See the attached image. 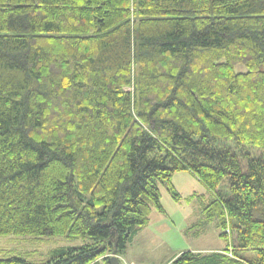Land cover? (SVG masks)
<instances>
[{"label": "trees", "instance_id": "1", "mask_svg": "<svg viewBox=\"0 0 264 264\" xmlns=\"http://www.w3.org/2000/svg\"><path fill=\"white\" fill-rule=\"evenodd\" d=\"M185 170L227 246L168 264H264V0H0V236L80 240L0 264H109Z\"/></svg>", "mask_w": 264, "mask_h": 264}, {"label": "rangeland", "instance_id": "2", "mask_svg": "<svg viewBox=\"0 0 264 264\" xmlns=\"http://www.w3.org/2000/svg\"><path fill=\"white\" fill-rule=\"evenodd\" d=\"M236 69L245 68L237 65ZM171 183L179 198L174 199L165 186L159 185V201L164 212L152 209L156 213L149 215L150 223L143 226L127 245L124 254L126 261L134 260L138 264H165L179 252H209L217 247L223 249L227 246L219 236L220 230L216 228L215 222L209 221L207 215L203 214L202 208L211 200V196L205 193L201 196L204 186L200 181L185 170L173 173ZM156 216H159V219L155 218ZM78 245L79 239L62 236H0V258L6 253H12L35 262L46 259L57 247L69 248ZM122 260L125 259L120 260L121 264ZM100 264H103L101 260Z\"/></svg>", "mask_w": 264, "mask_h": 264}, {"label": "crops", "instance_id": "3", "mask_svg": "<svg viewBox=\"0 0 264 264\" xmlns=\"http://www.w3.org/2000/svg\"><path fill=\"white\" fill-rule=\"evenodd\" d=\"M195 177V176H194ZM194 193H195V191H193ZM206 194V195H209L210 196V193L208 192V190L204 187V191L201 193V196H203V194ZM153 213H156V212H153V211H151V213H150V216H152V215H155V214H153ZM155 218H157V219H159V216H156ZM150 221L151 220H149L148 221V223H150ZM216 225V224H215ZM217 228V227H216ZM141 229V228H140ZM140 229L135 233V235L132 237V239L130 240V242L129 243H131L132 242V240H133V238L138 234V232L140 231ZM128 243V244H129ZM127 244V245H128ZM220 247H217L216 249H214L213 251H221V250H223V249H219ZM126 249H127V247H126ZM126 249H125V251H124V254H126ZM195 252H201V251H199V250H195ZM210 252V251H209ZM180 253V252H179ZM121 255V256H119L120 257V260L121 259H125L124 261L125 262H133L134 264H138V263H136L134 260H132V261H126V257H125V255ZM178 253H176L175 255H173L171 258H169L167 261H166V263L165 264H168L176 255H177Z\"/></svg>", "mask_w": 264, "mask_h": 264}, {"label": "water", "instance_id": "4", "mask_svg": "<svg viewBox=\"0 0 264 264\" xmlns=\"http://www.w3.org/2000/svg\"><path fill=\"white\" fill-rule=\"evenodd\" d=\"M112 236H114V232L111 233ZM109 264H121L119 256L117 254V249L116 247H114L112 249V253L110 254L109 260H108Z\"/></svg>", "mask_w": 264, "mask_h": 264}, {"label": "built area", "instance_id": "5", "mask_svg": "<svg viewBox=\"0 0 264 264\" xmlns=\"http://www.w3.org/2000/svg\"><path fill=\"white\" fill-rule=\"evenodd\" d=\"M122 264H134L133 262H125L124 260H122Z\"/></svg>", "mask_w": 264, "mask_h": 264}]
</instances>
